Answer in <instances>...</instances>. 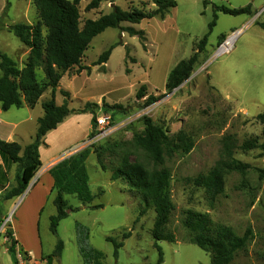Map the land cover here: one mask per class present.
Segmentation results:
<instances>
[{"label": "rangeland", "instance_id": "1", "mask_svg": "<svg viewBox=\"0 0 264 264\" xmlns=\"http://www.w3.org/2000/svg\"><path fill=\"white\" fill-rule=\"evenodd\" d=\"M175 2L176 7L162 19L154 17L136 25L121 24L122 28L142 31L144 42L121 29H107L96 36L80 63L82 68L89 67V70L74 67L59 82L55 102L61 105L64 98L60 89H64L69 93L68 107L73 112L66 123L47 133L43 140L45 145L38 149L40 161L45 165L77 148L74 154L90 149L85 167L93 200L82 204L74 196H64L71 211L68 210L67 217L58 223L56 234H53L50 217L56 214L52 203L55 192L47 188L51 177L45 176L43 184L40 181L21 197L29 190L26 189L15 199L14 202L19 201L17 205L6 214L1 204L14 199H5V196L16 187L19 169L14 165L13 176L11 167L7 178L1 168L0 217L5 214V219L10 216V221L2 227L0 244L2 238L7 239V232L14 238L15 230L19 242L44 264H84L80 247L85 251L101 252L103 264H156L158 251L151 237L155 214L149 209L134 223L140 209L138 195L125 182L112 181L109 169L124 156L132 163L146 164L145 155L135 147L133 138L144 132L142 119L147 117L168 136L183 131L193 142L188 154L175 156L165 165L170 170L169 190L174 205L167 231L175 236V242H158L163 253L161 264H210L208 253L187 243V233L181 226L187 210L206 213L212 223L227 226L239 236L247 228L251 229V240L236 253L231 264H264V177L260 178L264 171V152L261 149L236 150L235 159L248 165V169L244 174H226L223 193L212 203L205 190L194 184L196 177L206 175L219 160L224 136H233L238 145L252 138L264 144V123L255 120L264 112V32L256 25L264 21V0H209L205 7L202 0ZM87 4L88 1H82L78 5L80 27L88 19L95 20L110 13L112 6L102 2L97 9L87 11ZM113 4L124 11L155 9L151 0H114ZM248 5L251 6L250 15L230 16L215 12L213 8L241 9ZM214 14L215 26L209 33ZM37 21L32 0H0V53L10 57L18 68L25 63L28 50L9 27L18 23L32 25ZM208 33L207 43L198 53L189 78L168 92L165 84L169 72L195 53ZM233 33L237 36L230 50L215 56L217 48ZM115 44L119 45L111 51L107 64L94 66L98 57ZM66 74L76 79L70 80ZM36 76L38 81H44L42 70H37ZM142 86L146 96L137 99L136 93ZM148 96L157 101L146 105ZM49 97L50 90H47L41 97L42 102ZM86 101L95 104L89 107L94 114L82 113ZM38 108L30 112L32 116L38 114ZM26 112L14 108L0 112L1 120L24 121L19 140L23 145L32 141L37 127V122L26 123ZM98 117H108L111 128L97 136L96 125L97 137L90 138L91 119ZM98 148L108 168L106 171L100 169L92 152ZM4 164L5 168L9 167L8 162ZM99 205L101 208H94ZM125 232H131V236L123 241L115 257L113 244L106 238L121 241ZM58 241L63 247L55 256ZM0 250V264H8L9 255L3 252L4 246Z\"/></svg>", "mask_w": 264, "mask_h": 264}, {"label": "trees", "instance_id": "2", "mask_svg": "<svg viewBox=\"0 0 264 264\" xmlns=\"http://www.w3.org/2000/svg\"><path fill=\"white\" fill-rule=\"evenodd\" d=\"M82 1H88L87 11L97 9L102 2H109L112 5L111 11L95 20L84 21L80 27L78 5ZM151 1L155 6L154 10L132 8L124 11L113 4L114 0H32L38 21L32 25L18 23L9 27V31L28 50V54L23 66L18 68L10 57L0 53V110L7 112L10 109H21L24 106L33 109L47 90H50V97L41 103L43 115L37 120L36 132L28 145L22 148L16 142H6L0 139V158L4 162L17 165L19 169L16 187L6 194L5 199L17 198L25 192L41 167L38 149L43 144L44 136L73 112L68 107L69 94L66 91H60L64 98L62 104L55 103V92L63 75L74 67L89 70V67L80 66L84 53L91 41L107 29H121L128 36L138 37L144 42L145 37L142 31L131 27L122 28L121 24L136 25L154 17L162 19L170 9L176 7L175 0ZM202 3L205 7L209 5V0H202ZM213 8L215 12L230 16L251 14L250 5L241 9H229L223 6H213ZM215 21L216 15L214 14L213 21L208 27L209 33L215 26ZM256 25L264 31V21L257 22ZM209 33L199 42L195 53L188 59L181 60L169 72L165 84L168 92L178 88L189 78L197 62L198 53L203 51L207 43ZM118 45L115 44L103 52L94 66L106 64L111 51ZM37 70H42L43 82L37 80ZM145 96V88L142 86L137 91L136 98L141 99ZM156 101L157 99L153 96H148L145 104L151 105ZM91 105L95 106V104L86 103L82 113L94 114V111L89 109ZM115 108L122 109L121 106ZM255 120L264 123V112L258 114ZM142 121L144 132L135 135L133 142L135 147L145 155L146 164L132 163L127 156L121 157L115 165L111 164L109 167L110 179L125 182L138 195L140 209L134 223H137L149 209L153 210L155 217L151 237L154 241L153 247L158 251L156 264H161L163 253L158 242H175V236L167 231L174 205L169 190L170 170L165 165L175 156L188 154L193 142L183 131L168 136L151 119L144 117ZM95 126L96 120L92 118L93 131L89 135L90 138L96 134ZM238 149L244 152L261 149L264 152V144L252 138L238 145L237 140L231 135H226L221 139L219 160L206 175H199L194 179V184L205 190L210 203L223 193L226 174L230 172L244 174L247 171L248 165L234 157ZM99 150L100 148L92 149V152L95 154L100 169L106 171L108 168L103 164L102 152ZM90 152V149L81 150L58 162L49 170L53 180L51 191L55 192L52 203L56 214L50 217V231L53 234H56L58 223L67 217L68 210L71 211L64 196H74L82 204H89L94 198L90 192L89 177L85 167V161ZM0 173H2L1 170ZM261 173L260 178H263L264 171ZM2 177L4 178V175ZM94 208H101V205ZM181 226L187 233V243L208 253L210 264H231L236 253L244 249L252 238V231L249 228L239 236L227 226L212 223L208 214L189 210L184 212ZM130 236L131 232H125L121 236V241L106 238L107 242L113 244L115 257H117L118 250L122 248L123 241ZM6 238L8 250L12 255L17 242L11 232L6 233ZM62 247V242L58 241L54 251L55 256L60 254ZM79 251L84 264H103L101 252L93 249L85 251L81 247Z\"/></svg>", "mask_w": 264, "mask_h": 264}, {"label": "crops", "instance_id": "3", "mask_svg": "<svg viewBox=\"0 0 264 264\" xmlns=\"http://www.w3.org/2000/svg\"><path fill=\"white\" fill-rule=\"evenodd\" d=\"M264 32V31H263ZM107 64V63H106ZM66 77H68V78H70V80H75L76 78L75 77H69V75L68 74H66L65 75ZM64 78V77H63ZM61 84V83H60ZM60 90H62V91H64V89H60ZM59 90V91H60ZM69 94V93H68ZM56 101V100H55ZM63 102V101H62ZM41 103H42V100H41V98H40V100L38 101V103L36 104V106L33 108V109H30V108H28V107H26V106H24V107H22L21 109H23V110H26L27 112V117H26V119H25V121H26V123H29V122H33V124H35V122H37V120L40 118V117H42V115H43V111H42V108H41ZM56 103V102H55ZM86 103H90V101H86L85 103H83V105L84 104H86ZM62 104V103H61ZM39 107V108H38ZM39 109V112H38V114L36 115V116H32L31 115V111L33 110H35V109ZM9 111V110H8ZM0 112H1V110H0ZM86 114H88V113H86ZM69 117H70V115H68L60 124H58L57 125V127H59L61 124H63V123H66L68 120L67 119H69ZM0 122L3 124V126H4V128H2V129H0V139L1 140H4V141H6V142H16V143H18L22 148L24 147V146H26V144L25 145H23V144H20V142H19V140H20V131H21V125L22 124H24L23 122V120H18V119H6V120H1L0 119ZM56 129V128H55ZM54 129V130H55ZM36 132V131H35ZM35 134V133H34ZM46 135H47V133H46ZM45 135V136H46ZM45 136H44V139L43 140H45ZM34 137V136H33ZM43 144L45 145V142L43 141ZM28 145V144H27ZM78 149V148H77ZM77 149H75V150H73V151H69V152H67L64 156H61V157H59L58 159H56V160H52V161H50L49 163H47V164H45V165H43V164H41V167H40V169L38 170V172L36 173V175L34 176V178L32 179V181L30 182V185L28 186V188L27 189H31L32 190V188H34V186L35 185H37L40 181V183L41 184H43L42 182H43V179H44V177L45 176H47V175H49L50 176V174H49V170L55 165V164H57L58 162H60V161H62L63 159H66V158H68L69 157V155H72V154H74V152L77 150ZM39 158H40V156H39ZM41 162V161H40ZM6 165H9V167L8 168H5V164H4V161H2V159L0 158V167L2 168V170H3V172H6V176H7V178H9V172H8V170L12 167L13 168V171H11V172H13V176H14V174H15V167L16 166H14V164H6ZM51 177V176H50ZM50 179V178H49ZM52 185H53V180H52V178L49 180V184H48V186H47V188L49 189V191L52 189ZM42 188H43V185H42ZM30 189L29 190H27L26 191V193H24L21 197H24L25 196V194H27L29 191H30ZM51 192V191H50ZM18 198V197H17ZM17 198H14L13 200H10V201H6V202H3L2 204H1V206L3 207V212H6V214H7V211L8 210H10L11 208L13 209L16 205H17V203L19 202H14L15 201V199H17ZM14 202V203H13ZM10 203V204H9ZM2 214H4V213H2ZM5 219V214H4V216L2 215V217H0V221L1 222H3V220ZM12 224V223H11ZM12 228H13V226H12ZM13 230H14V228H13ZM14 239L16 240V242H17V245L23 250V251H25V252H30L35 258H37V255L35 256V254L32 252V251H30V250H28L26 247H24L20 242H19V239H18V236H17V234H16V232H15V230H14ZM4 246V251L3 252H5V253H7L8 255H9V262H8V264H13V257H12V255H11V253L9 252V250H8V245H7V243H6V241H5V239L4 238H2V243L0 244V249H2V247ZM0 253H1V250H0ZM40 256H42V254L40 253ZM39 257V256H38Z\"/></svg>", "mask_w": 264, "mask_h": 264}, {"label": "built area", "instance_id": "4", "mask_svg": "<svg viewBox=\"0 0 264 264\" xmlns=\"http://www.w3.org/2000/svg\"><path fill=\"white\" fill-rule=\"evenodd\" d=\"M237 36V33H233L230 37H228L224 43H222L215 53V56H219L221 54L227 53L232 43L229 45L227 43L228 39H235ZM96 125H97V136H101L103 133H106L110 130V124H109V118L108 117H98L96 118ZM96 136V134H95ZM94 136V137H95ZM96 136V137H97ZM10 221V216L8 219H5L4 222H1L0 224V233L2 232V227ZM7 241V239L5 240ZM13 264H44V261H42L40 258H35L30 252L23 251L18 245H16L13 254Z\"/></svg>", "mask_w": 264, "mask_h": 264}, {"label": "bare ground", "instance_id": "5", "mask_svg": "<svg viewBox=\"0 0 264 264\" xmlns=\"http://www.w3.org/2000/svg\"><path fill=\"white\" fill-rule=\"evenodd\" d=\"M234 39H228L227 43L230 45L231 43H233Z\"/></svg>", "mask_w": 264, "mask_h": 264}]
</instances>
